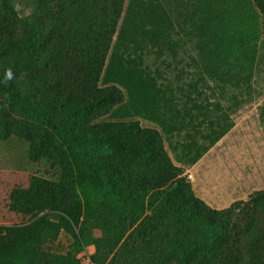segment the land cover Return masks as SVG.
Segmentation results:
<instances>
[{
    "label": "trees",
    "instance_id": "trees-1",
    "mask_svg": "<svg viewBox=\"0 0 264 264\" xmlns=\"http://www.w3.org/2000/svg\"><path fill=\"white\" fill-rule=\"evenodd\" d=\"M33 1L32 24L19 31L10 0H0V60L18 58L0 73V140L24 138L31 161L54 160L63 173L55 185L34 179L11 193L9 208L30 220L0 226V264H73L70 252L42 247L60 231L72 248L87 246L88 228L101 231L91 240L93 264H264V190L211 209L173 165L157 130L92 123L107 114L151 120L158 89L131 52L148 44L161 55L177 42L188 51L160 0ZM252 2L264 39V0ZM22 72L49 112L74 120L63 143L11 117L8 104L33 108L14 86Z\"/></svg>",
    "mask_w": 264,
    "mask_h": 264
},
{
    "label": "rangeland",
    "instance_id": "rangeland-1",
    "mask_svg": "<svg viewBox=\"0 0 264 264\" xmlns=\"http://www.w3.org/2000/svg\"><path fill=\"white\" fill-rule=\"evenodd\" d=\"M198 1L203 5L204 10L207 5L210 6L213 23L216 20L218 29L222 33L226 28L227 43L232 45L239 40L242 43L243 53L249 52L251 35L245 30L253 19L252 0ZM10 3L15 12L17 29L26 30L31 26L37 12L35 1L10 0ZM214 16H217V19ZM240 34H243L241 39L237 37ZM176 44L177 46L172 50L165 51L161 55L156 54L148 44H143L142 50L137 53L131 52V58H137L141 69L154 79L158 89L156 106L147 113L151 120L138 116L114 118L107 114L96 118L92 123L132 121L137 122L143 129L157 130L161 134L164 149L173 165L178 168L183 165L182 167L185 168L189 166L186 163L193 159L198 146L222 123L225 115L189 52L179 42ZM251 59L250 76L253 81L250 80V86L253 91L260 90L258 99L260 101L258 105L249 109V113L259 114L262 108L260 106L264 104V91H261L264 88V45L259 44L256 49L252 48ZM17 61L18 58L0 60L1 75ZM14 86L22 95L29 97L30 105L32 109L37 110V114L33 113L32 109L11 103L8 104L11 117L19 120L25 131L28 130L33 134H48L54 140L53 143H63L66 127L74 120L67 118L62 121L56 114L49 112L42 95L31 88L26 72L20 74ZM122 92L125 103L126 95L124 91ZM28 151L29 142L19 136L10 135L5 140H0V226L23 225L30 220L29 216L9 208L11 193L14 190L28 189L34 179L55 185L63 173L62 168L54 160L40 158L31 161ZM183 173L181 176L185 178ZM84 236L89 244L72 248L71 237L66 232L60 231L56 240L44 244L42 248L58 254L70 252L73 264H93L90 257L96 253V249L95 245L91 244V240L100 238L101 231L88 228Z\"/></svg>",
    "mask_w": 264,
    "mask_h": 264
},
{
    "label": "crops",
    "instance_id": "crops-1",
    "mask_svg": "<svg viewBox=\"0 0 264 264\" xmlns=\"http://www.w3.org/2000/svg\"><path fill=\"white\" fill-rule=\"evenodd\" d=\"M160 2L225 114L186 163L188 168L181 166L183 175H195L189 182L195 196L211 209L223 210L264 190V104L259 114L249 113L260 101V90L250 86V68L252 48L264 45L262 17L254 6L245 30L251 35L250 50L244 54L241 41L227 43L226 28L222 33L213 23L209 5L204 10L198 0Z\"/></svg>",
    "mask_w": 264,
    "mask_h": 264
},
{
    "label": "built area",
    "instance_id": "built-area-1",
    "mask_svg": "<svg viewBox=\"0 0 264 264\" xmlns=\"http://www.w3.org/2000/svg\"><path fill=\"white\" fill-rule=\"evenodd\" d=\"M185 178L189 182L190 180H192L193 176H192V174L188 173L185 175Z\"/></svg>",
    "mask_w": 264,
    "mask_h": 264
}]
</instances>
